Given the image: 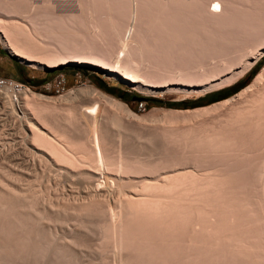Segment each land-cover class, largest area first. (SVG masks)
<instances>
[{"label":"rangeland","instance_id":"rangeland-1","mask_svg":"<svg viewBox=\"0 0 264 264\" xmlns=\"http://www.w3.org/2000/svg\"><path fill=\"white\" fill-rule=\"evenodd\" d=\"M46 1L36 2L47 9ZM49 1L51 6L45 12L56 16L82 15L79 0ZM90 1L102 33L78 24L72 27L75 30L71 29L75 33L69 29V40L70 34L77 33L72 37L76 45L91 44L108 53L112 49L123 58L131 52L140 63L143 78H129L80 57L64 63L42 59L32 64L10 54L1 41L0 75L22 81L33 91L52 98L47 105L54 110H44L42 117L46 115V121L60 130L65 129L60 125L67 124L66 130L77 144L116 154L120 149L136 152L142 142L151 143L149 149L160 157L153 164L154 170L160 168L166 175L193 167L194 159L199 161L202 179L210 186L146 201L144 206L151 207L142 225L133 222L128 227L127 263L264 264V114L262 120H239L232 114L234 107L250 99L253 90L259 91L263 84L247 97L221 104L253 84L261 72L264 74V59L255 71H250L264 53L249 69H244L243 63L244 56L249 58L258 50L264 52V0H221L222 11L216 15L210 10L214 0ZM0 14L8 19L23 18L13 13ZM50 68L54 69L49 71ZM57 77L64 78L62 90H57ZM101 81L115 86L114 91L101 87ZM234 84V88H240L226 97L197 101L213 90ZM90 86L97 91L83 90ZM2 95L5 96L3 90L0 177L5 182L35 186L43 196L39 200L41 207L51 197V191L55 195L66 193L68 198L97 193L111 199L118 193L115 181L82 177L78 170H71L73 176H69L59 169L58 165H64L54 162L53 166L43 160L29 135V121L37 120L35 114L25 115L19 105L17 111H12ZM14 99L17 100L16 95ZM140 101L144 108H139ZM111 111L122 116L121 126L106 121ZM41 223L37 225L48 234L50 244L58 246V235L64 234L69 225L51 219ZM74 249L81 264L104 262L103 245L92 232L74 244ZM51 254L42 259L54 261L58 254ZM113 254L117 255L115 251ZM0 264H8L1 255Z\"/></svg>","mask_w":264,"mask_h":264},{"label":"bare ground","instance_id":"bare-ground-1","mask_svg":"<svg viewBox=\"0 0 264 264\" xmlns=\"http://www.w3.org/2000/svg\"><path fill=\"white\" fill-rule=\"evenodd\" d=\"M36 1L0 0V13H5L4 15L13 13L11 15L23 17L22 19L15 16L9 19L0 17V41L11 53L22 60L31 61L32 64H37L44 59L47 60H44L45 62L64 63L67 60L80 57L96 64H103L105 67L108 66L116 72L123 73L124 76H130L129 78H143L140 63L131 52L124 53L125 57L123 58L121 53H113L112 49V52L109 50L111 53H108L105 49L93 48L91 44L86 47L85 45H76L75 38L74 41L72 40V37L77 34H74L76 31L74 32L75 28L72 27L78 24L89 25V28H92L93 32L95 31L94 33L97 32L96 34L102 33L101 25L97 23V15L93 7L89 5V0H79L82 7V15L79 16H61L60 14L56 16L53 12L51 14L50 11H44L51 6L50 3L52 2L47 0L46 5L44 4L46 6L44 8L47 9H43V5L41 6ZM215 5H219V10L214 7ZM210 10L215 15L219 14L222 11L221 0L212 1ZM69 29H74L71 30L74 33L70 34L72 36L70 40L68 37V33H71ZM195 37L198 38L197 35ZM52 40L54 43L51 42ZM263 53V51L258 50L249 58L243 55L247 58H244V69H249ZM263 79L264 74L261 72L253 84L245 87L236 96L224 100L221 104L225 105L233 99L247 97L257 85L263 84L259 91L254 92L253 90L250 99H245L243 104L241 103L242 105L239 104V107H234L232 113L234 118L239 120H253L255 118L262 120L260 117L264 114ZM93 89L97 91L91 86L83 90L90 91ZM1 90L5 93V96L2 95L3 102L5 105H10L12 111L17 109L16 105H19L25 115L35 114L37 120L29 121L31 129L29 135L33 144L40 150L43 160L45 159L48 164L53 166L56 164L54 162L64 165H58L59 169L65 171L69 176H73L71 170H78L81 176L90 175L109 179L119 185L118 193L112 195L111 199L104 194L97 193H85L78 197L68 198L69 195L66 197V193L64 196L62 192L55 195L51 191L49 194L51 197L47 198L45 205L41 207L39 200L43 196L40 195V190L34 188L35 186L30 184L22 187L7 183L0 177V255L8 264H81L77 260L74 244L80 243L89 232L99 237L105 251L104 262L98 264H130L126 262V257L130 253L128 227L133 222L139 225L144 221L147 209L151 207L144 206L146 201L153 202L162 197L200 191L210 186L205 184V180L202 179L199 161L196 159H194L193 167L184 168L185 171L176 169L174 170L175 173L166 175L160 168L154 170L153 164L160 157L149 149L151 143L142 142L141 147L136 152L120 149L116 154H112L110 150L104 148L92 149L87 148V145L84 147L83 144H77L71 138L66 130L67 124H64V127L60 125V127L65 128L60 130L46 121V113L42 117L41 112L52 109V106L50 108L47 105V102L51 101L52 98L39 94L28 86H22L20 93L15 94L17 100L14 99V93L9 88ZM101 92L99 94L109 101L117 100L107 96L108 94L105 96ZM116 103L121 105V102L116 101ZM110 113V117L105 118L106 121H109L112 126L117 127L118 124L121 126L123 121L120 118L121 115L112 111ZM96 115L101 114L98 115V112H95ZM133 115L138 116L135 113ZM92 170H96L99 174ZM147 174H152V177L147 176ZM125 183L132 184V188H126ZM50 219L57 220L58 224L69 225L64 234L58 233V246H52L48 234L44 233L37 225L38 222H40V226L42 225L41 220L44 223V220ZM114 251L117 255L113 254ZM51 253L55 254L52 255ZM47 254H51V257L58 254V256H54L56 261L53 259L54 261L45 262L47 259L43 260L42 258ZM51 257L49 256V258ZM40 258L43 260L42 262Z\"/></svg>","mask_w":264,"mask_h":264},{"label":"trees","instance_id":"trees-1","mask_svg":"<svg viewBox=\"0 0 264 264\" xmlns=\"http://www.w3.org/2000/svg\"><path fill=\"white\" fill-rule=\"evenodd\" d=\"M264 59V56H263V58H261V60H260V62H256L255 64H254V66L251 68V70L250 71H255L256 70V68L261 64V61ZM54 68H50L49 69V71H51V70H53ZM100 86L101 87H103L105 90H107V91H110V92H113L114 91V89H115V86H110V85H108V84H106L105 82H103V81H101V83H100ZM236 86V84H234V85H229V86H225V87H222V88H219V89H217V90H213V91H211V92H209L208 94H205L204 96H201L197 101L199 102V103H203V102H205V101H214V100H217V99H220V98H222V97H226V96H228L230 93H231V91L232 92H235V91H237L240 87H236V88H234ZM246 86V85H245ZM244 87V86H243ZM242 87V88H243ZM233 88H234V90H233ZM157 100L158 101H163V100H161V99H159V98H157Z\"/></svg>","mask_w":264,"mask_h":264},{"label":"built area","instance_id":"built-area-1","mask_svg":"<svg viewBox=\"0 0 264 264\" xmlns=\"http://www.w3.org/2000/svg\"><path fill=\"white\" fill-rule=\"evenodd\" d=\"M22 86H27L26 83L22 81H18L10 76H3L0 75V89L1 88H9L10 91H12L15 94L20 93V89ZM56 87L57 90H62L64 88V78L57 77L56 80ZM139 108H144L143 101L139 102Z\"/></svg>","mask_w":264,"mask_h":264},{"label":"water","instance_id":"water-1","mask_svg":"<svg viewBox=\"0 0 264 264\" xmlns=\"http://www.w3.org/2000/svg\"><path fill=\"white\" fill-rule=\"evenodd\" d=\"M9 53L12 54L10 51H9ZM12 55H14V54H12ZM14 56H16V55H14ZM16 57H17V56H16ZM50 67H53V66H50ZM136 97L139 98V99H140V98H143V96H136Z\"/></svg>","mask_w":264,"mask_h":264},{"label":"snow or ice","instance_id":"snow-or-ice-1","mask_svg":"<svg viewBox=\"0 0 264 264\" xmlns=\"http://www.w3.org/2000/svg\"><path fill=\"white\" fill-rule=\"evenodd\" d=\"M214 7H215L217 10H219V5H215Z\"/></svg>","mask_w":264,"mask_h":264}]
</instances>
